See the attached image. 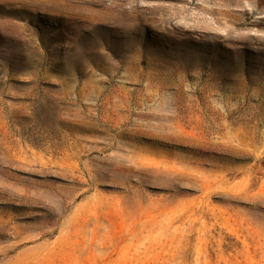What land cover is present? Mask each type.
<instances>
[{"label":"rangeland","instance_id":"rangeland-1","mask_svg":"<svg viewBox=\"0 0 264 264\" xmlns=\"http://www.w3.org/2000/svg\"><path fill=\"white\" fill-rule=\"evenodd\" d=\"M0 264H264V0H0Z\"/></svg>","mask_w":264,"mask_h":264}]
</instances>
